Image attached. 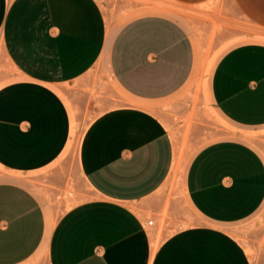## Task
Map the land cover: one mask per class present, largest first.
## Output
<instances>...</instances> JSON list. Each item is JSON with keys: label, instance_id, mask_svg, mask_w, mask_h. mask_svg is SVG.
<instances>
[{"label": "crops", "instance_id": "crops-1", "mask_svg": "<svg viewBox=\"0 0 264 264\" xmlns=\"http://www.w3.org/2000/svg\"><path fill=\"white\" fill-rule=\"evenodd\" d=\"M172 1L177 10L138 0H0V38L20 76L0 85L1 166L37 170L58 160L72 113L78 118L67 86L94 69L129 99L94 109L78 150L92 196L55 225L32 189L0 181V264H26L45 248L48 264H248V250L221 225L264 205V155L249 142L213 141L188 166L190 205L218 226L187 227L154 254L147 213L162 209L177 161L163 111L184 112L179 97L200 69L202 19H215L221 38L243 35L244 23L264 30V0ZM209 91L226 120L263 128L264 41L229 48Z\"/></svg>", "mask_w": 264, "mask_h": 264}, {"label": "rangeland", "instance_id": "rangeland-1", "mask_svg": "<svg viewBox=\"0 0 264 264\" xmlns=\"http://www.w3.org/2000/svg\"><path fill=\"white\" fill-rule=\"evenodd\" d=\"M145 5L163 6L177 10L172 0H138ZM210 10L209 7H205ZM204 21L201 33L203 39L197 41L200 48V69L193 85L180 95V107L184 112H173L165 108L164 115L168 120L171 135L176 147L174 173L160 191L163 207L159 211L147 213L154 224L148 226L153 252L168 238L187 227H215V225L190 205L185 184L186 172L194 155L203 146L224 138H237L249 142L264 155V127L253 129L236 126L219 114L211 100L209 79L220 57L232 46L252 41H264V30L250 23H244V34H232L221 38L223 27L215 19ZM212 24V31H205ZM20 76L8 60L0 38V85L8 79H19ZM73 92V110L70 125L74 126L64 151L50 167L22 171L0 165V181H18L32 189L44 204L52 223L73 206L91 198L90 187L78 166V150L83 131L97 116L94 109L105 110L121 102L129 101L126 95L110 82L105 69H94L85 77L67 86ZM83 94V95H82ZM85 94V95H84ZM179 162V163H177ZM179 168V169H178ZM177 169V171H176ZM249 253L248 264H264V205L251 217L233 224L221 225ZM47 248L40 250L26 264H48Z\"/></svg>", "mask_w": 264, "mask_h": 264}, {"label": "bare ground", "instance_id": "bare-ground-1", "mask_svg": "<svg viewBox=\"0 0 264 264\" xmlns=\"http://www.w3.org/2000/svg\"><path fill=\"white\" fill-rule=\"evenodd\" d=\"M73 132H74V126H72V134H73ZM177 150V149H176ZM178 157V155L176 156V158ZM176 158H175V161H176ZM180 160H181V158L180 157H178ZM179 159H177L178 161H179ZM180 162V161H179ZM179 162H177V163H179ZM175 164V163H174ZM176 165V164H175ZM175 165H174V167H175ZM176 168V167H175ZM174 168V169H175ZM179 169V168H178ZM176 171H177V169H176ZM172 173H174V171H172Z\"/></svg>", "mask_w": 264, "mask_h": 264}, {"label": "built area", "instance_id": "built-area-1", "mask_svg": "<svg viewBox=\"0 0 264 264\" xmlns=\"http://www.w3.org/2000/svg\"><path fill=\"white\" fill-rule=\"evenodd\" d=\"M154 224V220L153 219H149L148 220V225H153Z\"/></svg>", "mask_w": 264, "mask_h": 264}]
</instances>
